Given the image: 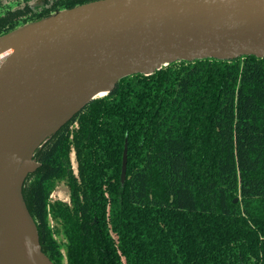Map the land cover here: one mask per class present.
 Segmentation results:
<instances>
[{
  "label": "trees",
  "instance_id": "trees-1",
  "mask_svg": "<svg viewBox=\"0 0 264 264\" xmlns=\"http://www.w3.org/2000/svg\"><path fill=\"white\" fill-rule=\"evenodd\" d=\"M93 1L0 0V37ZM34 158L23 197L55 264L48 209L62 221L67 264H264V57L124 77ZM58 181L70 203L50 201Z\"/></svg>",
  "mask_w": 264,
  "mask_h": 264
},
{
  "label": "water",
  "instance_id": "water-1",
  "mask_svg": "<svg viewBox=\"0 0 264 264\" xmlns=\"http://www.w3.org/2000/svg\"><path fill=\"white\" fill-rule=\"evenodd\" d=\"M264 57V0H96L0 37V172L14 165L23 197L35 152L119 80L170 63ZM106 92L100 95L102 92ZM128 148L123 155L125 179ZM238 198L234 199L237 202Z\"/></svg>",
  "mask_w": 264,
  "mask_h": 264
},
{
  "label": "bare ground",
  "instance_id": "bare-ground-1",
  "mask_svg": "<svg viewBox=\"0 0 264 264\" xmlns=\"http://www.w3.org/2000/svg\"><path fill=\"white\" fill-rule=\"evenodd\" d=\"M13 170L11 164L0 172V264H53L31 251L36 234L20 196L22 177L13 178Z\"/></svg>",
  "mask_w": 264,
  "mask_h": 264
},
{
  "label": "rangeland",
  "instance_id": "rangeland-1",
  "mask_svg": "<svg viewBox=\"0 0 264 264\" xmlns=\"http://www.w3.org/2000/svg\"><path fill=\"white\" fill-rule=\"evenodd\" d=\"M37 4H41L43 0H35ZM71 160L73 164V168L75 172H77V161H76V154L75 151L71 152ZM50 201H62L64 203L71 202V193L70 189L65 181H58L55 184V188L53 189L50 195ZM47 222L48 227L50 228L54 239L57 241L61 248V252L63 254V258L61 259L60 264H67V257H66V238L63 232V224L60 219L54 218L51 213L50 209L47 210Z\"/></svg>",
  "mask_w": 264,
  "mask_h": 264
},
{
  "label": "flooded vegetation",
  "instance_id": "flooded-vegetation-1",
  "mask_svg": "<svg viewBox=\"0 0 264 264\" xmlns=\"http://www.w3.org/2000/svg\"><path fill=\"white\" fill-rule=\"evenodd\" d=\"M43 2V1H42Z\"/></svg>",
  "mask_w": 264,
  "mask_h": 264
}]
</instances>
